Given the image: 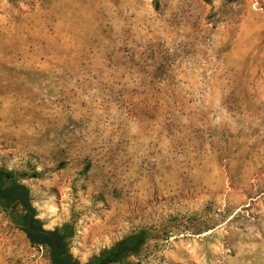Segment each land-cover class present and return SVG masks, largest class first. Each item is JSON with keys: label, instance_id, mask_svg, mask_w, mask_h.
<instances>
[{"label": "rangeland", "instance_id": "obj_1", "mask_svg": "<svg viewBox=\"0 0 264 264\" xmlns=\"http://www.w3.org/2000/svg\"><path fill=\"white\" fill-rule=\"evenodd\" d=\"M0 171L87 263L264 264V0H0ZM0 204V264H52Z\"/></svg>", "mask_w": 264, "mask_h": 264}, {"label": "trees", "instance_id": "obj_2", "mask_svg": "<svg viewBox=\"0 0 264 264\" xmlns=\"http://www.w3.org/2000/svg\"><path fill=\"white\" fill-rule=\"evenodd\" d=\"M0 204L13 211L20 204L23 206L16 221L23 225L31 244L49 249L52 264H83L70 252L69 243L74 234L73 229L70 226L54 230L44 229L42 223L36 219L34 211L29 214L31 207L27 189L15 180L12 173L6 171H0ZM148 237L146 231L131 234L85 264H133L131 258L142 252Z\"/></svg>", "mask_w": 264, "mask_h": 264}, {"label": "water", "instance_id": "obj_3", "mask_svg": "<svg viewBox=\"0 0 264 264\" xmlns=\"http://www.w3.org/2000/svg\"><path fill=\"white\" fill-rule=\"evenodd\" d=\"M17 209L21 212L23 210V206L20 204Z\"/></svg>", "mask_w": 264, "mask_h": 264}]
</instances>
